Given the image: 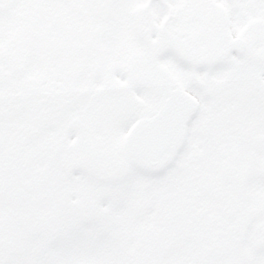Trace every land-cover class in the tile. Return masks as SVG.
I'll return each mask as SVG.
<instances>
[{
    "label": "flooded vegetation",
    "instance_id": "af4514ba",
    "mask_svg": "<svg viewBox=\"0 0 264 264\" xmlns=\"http://www.w3.org/2000/svg\"><path fill=\"white\" fill-rule=\"evenodd\" d=\"M46 10L52 13V8ZM88 11L84 22L56 18L46 26L47 31L52 26L61 31L63 44L39 39L30 46L33 54L28 57L41 77L33 87L23 86L26 95L18 94L13 104V93L22 91L21 86H10L15 85L20 66L11 55L0 59V73L7 72L4 80L0 76V170L4 166L19 169L20 161L23 166L26 148H31L35 157L48 161L59 158L79 164L93 158L96 144H102L100 120L77 118L72 113L94 101L104 103L109 95L118 97L123 88L116 81H128L129 86L142 90L156 89L159 94L158 84L142 70L146 56L175 57L194 73H219L215 79L203 78L205 82L212 81L211 88L202 85V78L195 81L201 95L196 98L197 113L188 123L186 141L178 155L167 157L166 166L177 167L181 180L177 193L168 198L162 225L169 232L177 223L185 229L190 223L202 235H208L206 252L224 255L229 236L237 229L241 209L251 212L253 207L248 189L264 181L258 164L259 154L264 152V95L263 89L254 86L259 84L257 78L231 69L233 63H226L234 57L229 49L210 52L199 59L175 46L153 51L147 40L149 13L145 10L124 13L99 7ZM35 14L30 11L27 19L20 16V28L30 26ZM167 15L169 25H178L199 23L215 13L190 8L170 10ZM22 41L12 45L21 49ZM42 43L49 48L43 49ZM243 78L253 81L247 86ZM101 84L105 87H96ZM104 115L117 119L119 105L113 101L105 113L95 114ZM90 121L99 126L92 139L87 132ZM242 164L247 169L243 174ZM244 227L254 229L256 217L250 214Z\"/></svg>",
    "mask_w": 264,
    "mask_h": 264
},
{
    "label": "snow or ice",
    "instance_id": "6c2138e0",
    "mask_svg": "<svg viewBox=\"0 0 264 264\" xmlns=\"http://www.w3.org/2000/svg\"><path fill=\"white\" fill-rule=\"evenodd\" d=\"M16 10L27 13L43 7L66 9L80 7L96 9L111 7L119 12L145 10L147 40L153 51L175 46L194 59L210 52L225 49L245 51L252 57L251 70L257 82L264 87V0H12ZM190 8L210 9L215 13L194 24L169 25L170 10ZM94 28L96 26H93ZM144 73L158 84L159 94L129 86L128 81H116L123 91L118 97H106L104 103L80 107L73 116L98 118L102 132V147L97 153L101 166L114 171L126 169L133 161L162 163L175 151V140L184 129L181 103L188 97L199 98L195 86L198 78L215 79L219 73H194L175 57L146 56ZM104 88L105 85H96ZM117 103L120 115L96 117L105 113L108 106ZM264 135V129L261 130ZM178 155V153H176ZM260 172L264 175V152L258 157ZM242 164L241 173L246 171ZM143 177L129 169L128 180L123 185V196L130 202L138 198V186ZM253 198L251 212L242 208L237 229L229 236L228 247L222 256L196 254L187 249L171 253L160 247L145 251L135 257L120 253H101L86 249L76 233L78 219L75 215L50 219L41 214L50 227L49 237L67 236L69 242L62 248H42L39 255L30 252L19 258L6 255L0 242V264H264V181L248 189ZM127 213L114 212L109 216L119 224ZM256 217V227L247 230L244 225L249 215ZM2 241V236H0Z\"/></svg>",
    "mask_w": 264,
    "mask_h": 264
},
{
    "label": "rangeland",
    "instance_id": "374dc122",
    "mask_svg": "<svg viewBox=\"0 0 264 264\" xmlns=\"http://www.w3.org/2000/svg\"><path fill=\"white\" fill-rule=\"evenodd\" d=\"M47 8L34 10L36 14L29 21L31 25L20 28V16L27 19L29 12L21 14L14 7L12 0H0V59L11 55L20 66L19 71L15 73L17 78L15 85L10 86L14 88L21 86L22 91L13 93L11 104L17 100L18 94H21V97L26 95L23 86L33 87V83L41 77L34 67L33 60L28 57L33 54L30 46L34 42L38 43L39 39L57 42L59 46L63 44L64 36L61 31L55 26L47 31L46 26L55 22L56 18L63 21L69 17L84 22L86 12H89L88 9L72 7L60 10L52 8V13L49 14ZM20 39L24 40L21 42L23 43L21 49L12 45ZM30 40L31 43L26 42ZM46 48L49 47L45 44L43 49ZM226 63L229 65L234 63L237 71L249 72L250 77L256 78L250 67L252 64L250 53L245 52L244 58L240 61L227 60ZM223 69L225 68L220 70ZM6 74V70L0 73L3 80ZM45 74L43 71L41 75ZM241 80H244L247 86L253 81L244 78ZM210 82L201 79L202 85L208 88L212 87V81ZM254 86L256 89H263L261 94L264 95V87L260 84ZM249 89L252 92V89ZM152 92L158 95L156 89ZM8 95V92L4 94L5 97ZM66 101L72 102L71 99ZM98 128L97 124L91 121L88 123L87 132L91 139ZM100 130L102 131V128ZM96 145L93 149V158L85 160L86 163L80 161L79 164H75L74 161H62L59 158L48 161L35 157L32 149L26 148L25 157L22 159L23 166L20 161L19 169L17 166L12 169L2 167L0 242L6 255L13 259L27 252L39 255L42 248L59 249L69 242L67 236L49 237L47 229L50 225L45 223L41 214H47L52 220L75 215L78 219L76 233L83 246L93 252H112L135 257L147 250L160 247L163 242L164 253L187 249L196 254L212 255L206 252L205 242L208 235L206 233L202 235L192 224L187 223L186 227L189 228L185 229L182 223H177L169 232L162 225L164 209L169 203L168 198L176 193V188L180 184L181 177L177 167L169 166L159 176L151 178L139 173L143 177V182L138 186L139 195L133 203L127 200L122 192L123 185L128 180L129 169L114 171L101 166L97 153L102 144ZM114 212L127 214L119 224H115L109 220V216ZM189 230L193 232H186Z\"/></svg>",
    "mask_w": 264,
    "mask_h": 264
},
{
    "label": "water",
    "instance_id": "95a60500",
    "mask_svg": "<svg viewBox=\"0 0 264 264\" xmlns=\"http://www.w3.org/2000/svg\"><path fill=\"white\" fill-rule=\"evenodd\" d=\"M233 51H235V53L239 57L243 55V51H238V50H233ZM180 107H181L183 120H184V129L181 135L175 140V151L174 152L178 151L185 143L187 124L197 110V102L190 96L181 103ZM164 164H165V160L160 164H153L150 162L139 161V160L131 162V165L136 170H138L139 172L145 175L158 174Z\"/></svg>",
    "mask_w": 264,
    "mask_h": 264
}]
</instances>
